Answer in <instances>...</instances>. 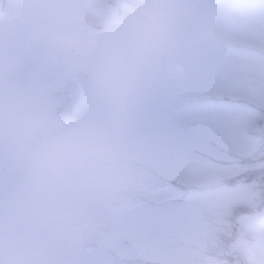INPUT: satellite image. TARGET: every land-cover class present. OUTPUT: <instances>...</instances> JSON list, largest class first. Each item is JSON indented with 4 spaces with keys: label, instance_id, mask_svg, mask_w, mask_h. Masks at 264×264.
I'll list each match as a JSON object with an SVG mask.
<instances>
[{
    "label": "rangeland",
    "instance_id": "374dc122",
    "mask_svg": "<svg viewBox=\"0 0 264 264\" xmlns=\"http://www.w3.org/2000/svg\"><path fill=\"white\" fill-rule=\"evenodd\" d=\"M29 7L0 27V264H264V0Z\"/></svg>",
    "mask_w": 264,
    "mask_h": 264
},
{
    "label": "flooded vegetation",
    "instance_id": "af4514ba",
    "mask_svg": "<svg viewBox=\"0 0 264 264\" xmlns=\"http://www.w3.org/2000/svg\"><path fill=\"white\" fill-rule=\"evenodd\" d=\"M35 1L38 0H3L0 9V27L6 28L7 26H9L10 23L8 24V22H10L13 12L16 14L18 12L20 13L22 9L28 10L30 9L29 3Z\"/></svg>",
    "mask_w": 264,
    "mask_h": 264
},
{
    "label": "water",
    "instance_id": "95a60500",
    "mask_svg": "<svg viewBox=\"0 0 264 264\" xmlns=\"http://www.w3.org/2000/svg\"><path fill=\"white\" fill-rule=\"evenodd\" d=\"M2 2H3V0H0V9H1V6H2V5H1V4H2Z\"/></svg>",
    "mask_w": 264,
    "mask_h": 264
}]
</instances>
